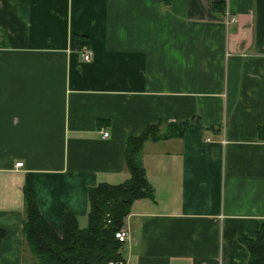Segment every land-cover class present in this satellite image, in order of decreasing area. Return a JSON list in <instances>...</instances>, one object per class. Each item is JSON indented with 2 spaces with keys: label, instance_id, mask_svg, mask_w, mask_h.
<instances>
[{
  "label": "crops",
  "instance_id": "0c3cea01",
  "mask_svg": "<svg viewBox=\"0 0 264 264\" xmlns=\"http://www.w3.org/2000/svg\"><path fill=\"white\" fill-rule=\"evenodd\" d=\"M180 120L143 145L153 198L124 220L125 264H246L264 223V0H0V264H23L24 188L58 234L65 212L84 227L88 187L129 175L126 137Z\"/></svg>",
  "mask_w": 264,
  "mask_h": 264
},
{
  "label": "trees",
  "instance_id": "16d2710c",
  "mask_svg": "<svg viewBox=\"0 0 264 264\" xmlns=\"http://www.w3.org/2000/svg\"><path fill=\"white\" fill-rule=\"evenodd\" d=\"M75 40L78 47L87 43L82 36H75ZM191 123V120L166 124L157 121L145 126L140 134L127 136L123 157L129 175L117 184L99 182L88 187L89 208L84 227L79 226L75 215L65 212L58 234L42 216L33 192L24 188L23 264H109L113 259H123V243L114 234L123 228L135 200L153 198L142 161L143 145L148 140L181 137ZM263 129L260 127V131ZM4 236L0 227V246ZM241 242L249 253L246 264H264V223L254 238H243Z\"/></svg>",
  "mask_w": 264,
  "mask_h": 264
},
{
  "label": "built area",
  "instance_id": "2783aa9c",
  "mask_svg": "<svg viewBox=\"0 0 264 264\" xmlns=\"http://www.w3.org/2000/svg\"><path fill=\"white\" fill-rule=\"evenodd\" d=\"M224 17H225V23L226 24L233 23L237 20L236 16L230 14L228 11H225ZM80 55H81L83 60L89 61L91 59L92 51L88 48H83L80 50ZM102 136L107 137L108 132L103 131ZM22 164L23 163L21 161H19V162L15 163V166L19 167V166H22ZM114 235L118 239V241H120L121 243H126L129 240V233L124 228L117 230ZM109 264H125V261L122 258H117V259H113V260L109 261Z\"/></svg>",
  "mask_w": 264,
  "mask_h": 264
}]
</instances>
